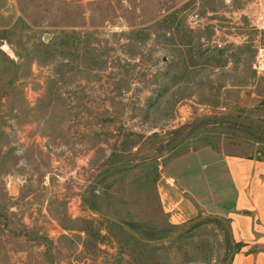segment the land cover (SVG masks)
<instances>
[{
  "label": "rangeland",
  "instance_id": "rangeland-1",
  "mask_svg": "<svg viewBox=\"0 0 264 264\" xmlns=\"http://www.w3.org/2000/svg\"><path fill=\"white\" fill-rule=\"evenodd\" d=\"M258 2L0 0V264L228 263L215 219L149 243L99 213L163 237L211 213L170 224L156 163L264 157Z\"/></svg>",
  "mask_w": 264,
  "mask_h": 264
},
{
  "label": "crops",
  "instance_id": "crops-1",
  "mask_svg": "<svg viewBox=\"0 0 264 264\" xmlns=\"http://www.w3.org/2000/svg\"><path fill=\"white\" fill-rule=\"evenodd\" d=\"M258 1L264 9L263 0ZM240 26H230L232 37H227L237 38L239 33L235 30ZM224 27L212 25L216 45L224 42L218 34L224 35ZM187 104L184 102L178 107V116L174 119L179 123L185 117L180 109H187ZM163 156L159 153L154 158ZM156 167L155 186L170 224L195 215L198 209L221 215L228 225L233 246L227 264H264V157L220 153L204 145L169 158L163 164L156 163Z\"/></svg>",
  "mask_w": 264,
  "mask_h": 264
},
{
  "label": "water",
  "instance_id": "water-1",
  "mask_svg": "<svg viewBox=\"0 0 264 264\" xmlns=\"http://www.w3.org/2000/svg\"><path fill=\"white\" fill-rule=\"evenodd\" d=\"M107 217V216H106ZM109 220H111L112 222H114L115 224H117L124 232H126L127 234L131 235L132 237H134L135 239L137 240H140V241H143V242H149V243H158V242H162V241H165V240H169L171 238H174L175 236H177L182 230L186 229L188 226H190L193 222L201 219V218H209V219H215L217 220L218 222H220V224L222 225V227L224 228L225 232H226V235H227V238H228V242L231 246V251H230V254L232 253L233 251V246H232V240H231V237H230V231H229V228H228V225L226 223V221L220 217V216H217V215H213V214H206V215H203V216H198V217H194L190 220H188L187 222H185L182 226L180 227H177L175 228L174 230H172L169 234L163 236V237H160V238H155V239H147V238H144L142 237L138 232H136L135 230L131 229L129 226H127L126 224L116 220L115 218H112V217H107ZM229 254V256H230ZM228 256V257H229Z\"/></svg>",
  "mask_w": 264,
  "mask_h": 264
},
{
  "label": "built area",
  "instance_id": "built-area-1",
  "mask_svg": "<svg viewBox=\"0 0 264 264\" xmlns=\"http://www.w3.org/2000/svg\"><path fill=\"white\" fill-rule=\"evenodd\" d=\"M253 67L257 72H259L264 67V59L259 58L256 63H253Z\"/></svg>",
  "mask_w": 264,
  "mask_h": 264
},
{
  "label": "bare ground",
  "instance_id": "bare-ground-1",
  "mask_svg": "<svg viewBox=\"0 0 264 264\" xmlns=\"http://www.w3.org/2000/svg\"><path fill=\"white\" fill-rule=\"evenodd\" d=\"M11 189H14V187H12Z\"/></svg>",
  "mask_w": 264,
  "mask_h": 264
}]
</instances>
